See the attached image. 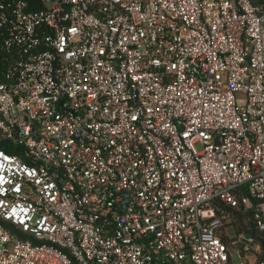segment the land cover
Listing matches in <instances>:
<instances>
[{
  "label": "built area",
  "instance_id": "1",
  "mask_svg": "<svg viewBox=\"0 0 264 264\" xmlns=\"http://www.w3.org/2000/svg\"><path fill=\"white\" fill-rule=\"evenodd\" d=\"M39 3L0 0V264H264V0Z\"/></svg>",
  "mask_w": 264,
  "mask_h": 264
},
{
  "label": "trees",
  "instance_id": "2",
  "mask_svg": "<svg viewBox=\"0 0 264 264\" xmlns=\"http://www.w3.org/2000/svg\"><path fill=\"white\" fill-rule=\"evenodd\" d=\"M28 1L31 3L32 8L34 10L41 9L39 0H28ZM236 216L238 219L239 231H248L251 232L256 237H258L261 240L262 247L264 249V233L255 227L253 220L251 218V214L244 211L243 209H240L239 211H237Z\"/></svg>",
  "mask_w": 264,
  "mask_h": 264
},
{
  "label": "rangeland",
  "instance_id": "3",
  "mask_svg": "<svg viewBox=\"0 0 264 264\" xmlns=\"http://www.w3.org/2000/svg\"><path fill=\"white\" fill-rule=\"evenodd\" d=\"M196 147H197V149H198L199 151L202 150V147H201V145H200L199 143L196 144ZM230 234L233 235V234H234V231L232 230V231L230 232ZM255 263H256V258H255L254 255H252L251 257L249 256V258H247V261H245L244 264H255Z\"/></svg>",
  "mask_w": 264,
  "mask_h": 264
}]
</instances>
